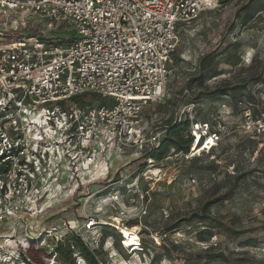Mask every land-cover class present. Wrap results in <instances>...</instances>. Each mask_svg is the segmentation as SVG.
<instances>
[{
    "label": "rangeland",
    "instance_id": "rangeland-1",
    "mask_svg": "<svg viewBox=\"0 0 264 264\" xmlns=\"http://www.w3.org/2000/svg\"><path fill=\"white\" fill-rule=\"evenodd\" d=\"M251 1L221 0L218 10L181 28L175 52L180 61L172 64L166 97L141 116L147 137L156 130L166 134L171 123L191 120L186 107L194 102L190 117L208 122L212 132L219 125L231 133L216 145L210 139L200 148L190 129L196 139L190 153L172 148L161 161H150L146 148L133 144L109 155L107 173L95 172L77 184L66 158L46 169L60 175L58 182L44 174L27 183L0 175V211L15 208V215L0 223V264H62L51 261L57 245L54 250L48 247L50 233L58 231L63 242L71 234L84 236L82 228L90 216L102 221L99 230L109 237L103 264H235L242 259L264 264V254L253 249L264 237V138L255 141L234 132L249 103L255 113L264 110V81L253 85L256 79L264 80V0H255L253 17L243 24ZM6 17L10 23L0 30V44L34 36L53 41L72 33L66 25L51 28L33 15H5L0 10V21ZM203 57H208L206 64L213 59L209 68L219 75L188 86ZM243 86L246 89L237 93L207 97L217 89ZM87 94V102L102 99ZM14 183L17 190L6 199L4 191ZM114 196L118 201H111ZM116 226L136 228L145 251L135 254L124 247ZM220 254L230 261H207ZM77 264L87 262L79 256Z\"/></svg>",
    "mask_w": 264,
    "mask_h": 264
},
{
    "label": "built area",
    "instance_id": "built-area-1",
    "mask_svg": "<svg viewBox=\"0 0 264 264\" xmlns=\"http://www.w3.org/2000/svg\"><path fill=\"white\" fill-rule=\"evenodd\" d=\"M220 6L221 0H0L5 15H33L51 28L66 25L76 36L63 45L40 36L0 44V166L8 168L0 175L27 183L44 174L58 182L60 175L46 169L66 158L77 184L95 172L107 173L112 153L138 143L147 153L157 148L165 132L147 137L141 116L166 97L181 28ZM9 23L7 17L0 21V30ZM90 92L104 103L80 107L70 101ZM195 108L194 103L186 107L200 148L231 133L219 125L212 132L208 122L194 120L190 114ZM234 132L262 140L264 110L255 113L249 103ZM16 190V183L5 189L6 199ZM14 215V207L5 208L0 223ZM101 222L91 216L84 222L81 237L91 249L101 246ZM117 229L124 247L144 252L136 232L125 228L127 236ZM50 235L48 247L54 250L64 238L58 231ZM253 249L264 254V237Z\"/></svg>",
    "mask_w": 264,
    "mask_h": 264
},
{
    "label": "trees",
    "instance_id": "trees-1",
    "mask_svg": "<svg viewBox=\"0 0 264 264\" xmlns=\"http://www.w3.org/2000/svg\"><path fill=\"white\" fill-rule=\"evenodd\" d=\"M254 2L255 0L254 1L252 0L251 2L247 4L248 6L247 14L242 20L243 24H248L251 21L253 17L251 13L254 10V6H255L253 5ZM247 6H245V8ZM61 33H65V32L61 31ZM66 37H67L66 35L61 34L53 38L52 40L56 41L60 45H63V44L72 43L76 39V36L73 32L71 33L70 38H66ZM40 38L44 39L42 37ZM208 57L210 58V56ZM208 57H203L200 59L197 73L195 74L194 77H192L188 81L187 83L188 86L198 81L204 82L211 75L212 76L219 75V73L216 72L213 68H209L211 62H213L212 58H211L210 63L206 64V60ZM179 61L180 59L179 58L176 59L175 54H174L173 55V65L174 64L178 65ZM263 81L264 80L262 78L256 79L254 80L253 85L254 86L260 85L261 83H263ZM242 89H246L245 86H243L242 88L235 87L232 89H223V90L217 89L214 92L207 94V97L211 99H215L221 95H227L229 93H237L239 90H242ZM85 95L88 96L87 93L83 95H79V96H74L70 99V101L74 104H77L80 107L92 106V105H98V104L104 103L102 100H100L98 104L90 103L91 102L90 100L87 102L86 99H83ZM194 139L195 138L191 136L190 134V120L189 119H186V121L171 123L160 145L157 148L153 149V151L148 152L147 155L152 160L161 161L167 157L168 153L170 152L172 148L177 151H185L186 153H190L191 148L194 144ZM7 170H8L7 167L0 166V174H2L3 172L5 173ZM102 227L100 229H102ZM105 227L107 228V226ZM101 232L103 234L102 243H101V246L95 250L88 247L83 241L81 236H78L75 234L69 235L65 239L64 242H60L57 244L56 251H55L57 261L61 262L62 264H77V258H79L80 256L87 262V264H103L102 260L104 259L103 258L104 257V245H105L106 239L108 238L107 237L108 234L106 231H103V230H101ZM202 240L204 241L205 239L202 238ZM142 246H143V251H145L146 249L145 244L143 243ZM219 259H221V261H224L225 263H228L230 261L229 257L225 256L224 254H220L218 256L211 255L209 256L207 261L212 263ZM155 260L157 259L155 256H153V261ZM247 261L248 260L242 259L240 261H236L235 264H239V262H241L242 264L244 263L247 264Z\"/></svg>",
    "mask_w": 264,
    "mask_h": 264
},
{
    "label": "bare ground",
    "instance_id": "bare-ground-1",
    "mask_svg": "<svg viewBox=\"0 0 264 264\" xmlns=\"http://www.w3.org/2000/svg\"><path fill=\"white\" fill-rule=\"evenodd\" d=\"M213 142H214V140H213ZM215 145H216V143H215ZM115 222H120L119 218H115ZM116 227L119 228V226H116ZM120 229H123V233H125L127 236H129L127 229H125V228H120ZM132 231L135 232L137 230H136V228H134ZM126 244H127V246H130V242L129 241H127Z\"/></svg>",
    "mask_w": 264,
    "mask_h": 264
}]
</instances>
